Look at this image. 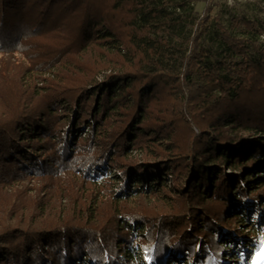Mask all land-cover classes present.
Instances as JSON below:
<instances>
[{
  "label": "trees",
  "instance_id": "trees-1",
  "mask_svg": "<svg viewBox=\"0 0 264 264\" xmlns=\"http://www.w3.org/2000/svg\"><path fill=\"white\" fill-rule=\"evenodd\" d=\"M198 1L0 0V264H222L250 238L264 0Z\"/></svg>",
  "mask_w": 264,
  "mask_h": 264
},
{
  "label": "rangeland",
  "instance_id": "rangeland-1",
  "mask_svg": "<svg viewBox=\"0 0 264 264\" xmlns=\"http://www.w3.org/2000/svg\"><path fill=\"white\" fill-rule=\"evenodd\" d=\"M228 3L235 7L236 9L242 10L255 3H263V0H227ZM207 0H199L197 2V7L200 11L204 10ZM20 55V54H17ZM40 83V82H39ZM259 169L258 171H260ZM258 177L262 176L264 173H257ZM170 178V177H168ZM243 229L246 233H250V238H242L236 235H232L231 238L224 236V246L226 247V252L223 256L222 264H264V219H259L255 224L249 222L248 219L243 223ZM251 231V232H250ZM141 260L147 263V256L144 251L139 253ZM177 260L172 264H177ZM171 264V263H170ZM181 264H193L191 260H184Z\"/></svg>",
  "mask_w": 264,
  "mask_h": 264
}]
</instances>
